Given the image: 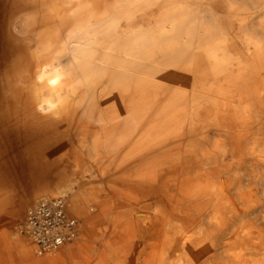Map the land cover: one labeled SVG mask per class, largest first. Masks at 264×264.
<instances>
[{"label":"bare ground","instance_id":"bare-ground-1","mask_svg":"<svg viewBox=\"0 0 264 264\" xmlns=\"http://www.w3.org/2000/svg\"><path fill=\"white\" fill-rule=\"evenodd\" d=\"M230 35L242 63L222 74L202 52H161L96 78L65 111L88 175L100 169L125 203H99L88 220L103 244L98 264H264V48ZM249 162L259 173L243 174ZM76 188H66L69 205L46 198L28 210L21 233L36 252L0 232V264H58L38 255L77 242L84 198ZM59 201L76 236L41 252L27 231L29 212Z\"/></svg>","mask_w":264,"mask_h":264},{"label":"clouds","instance_id":"clouds-1","mask_svg":"<svg viewBox=\"0 0 264 264\" xmlns=\"http://www.w3.org/2000/svg\"><path fill=\"white\" fill-rule=\"evenodd\" d=\"M2 2L10 8L6 32L26 55L13 58L0 83L18 105L23 99L56 120L96 78L129 72L158 53L202 52L211 71L222 74L242 63L230 50V34L245 47L264 48V0Z\"/></svg>","mask_w":264,"mask_h":264},{"label":"rangeland","instance_id":"rangeland-1","mask_svg":"<svg viewBox=\"0 0 264 264\" xmlns=\"http://www.w3.org/2000/svg\"><path fill=\"white\" fill-rule=\"evenodd\" d=\"M9 12L8 3L0 0V73L9 69L14 57L25 53L6 32ZM26 82L27 78L23 77L21 83ZM16 91L22 93L20 88ZM75 131L73 123L63 117L59 120L41 117L23 99L18 105L0 83V232L7 231L9 241L15 242L18 238L36 252L32 242L21 233L28 210L46 198H65L68 202L71 191L66 188L72 181L79 186L75 192L84 198L79 205L84 216L80 221L79 239L83 237L80 231L88 228L89 218L98 212L99 203L125 204L123 198L106 189L100 169L94 167V174L88 175L90 163L82 155L80 137ZM245 168L246 176L259 173L253 162L246 163ZM84 187L95 190L91 193ZM70 215L76 217L72 212ZM96 230L98 227L92 224L90 233ZM58 251L38 257L59 259L58 264H67Z\"/></svg>","mask_w":264,"mask_h":264},{"label":"built area","instance_id":"built-area-1","mask_svg":"<svg viewBox=\"0 0 264 264\" xmlns=\"http://www.w3.org/2000/svg\"><path fill=\"white\" fill-rule=\"evenodd\" d=\"M26 227L41 252L57 248L76 236V222L67 217L61 201L41 204L30 211Z\"/></svg>","mask_w":264,"mask_h":264},{"label":"crops","instance_id":"crops-1","mask_svg":"<svg viewBox=\"0 0 264 264\" xmlns=\"http://www.w3.org/2000/svg\"><path fill=\"white\" fill-rule=\"evenodd\" d=\"M83 229V231H80L83 237L81 239L77 238L79 240L76 243L72 242L63 246V248L58 251V254L59 256L61 255V259L68 260L70 264H98L99 256L103 252L102 241H99V236H97L96 233H90L91 226H88L87 230L85 228ZM114 242L115 241L112 240V245ZM113 261L111 264H115Z\"/></svg>","mask_w":264,"mask_h":264}]
</instances>
